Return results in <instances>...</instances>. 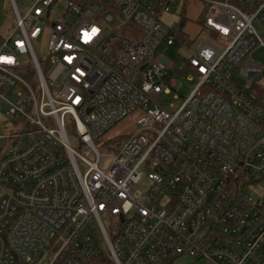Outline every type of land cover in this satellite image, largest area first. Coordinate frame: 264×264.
<instances>
[{
  "label": "built area",
  "instance_id": "1",
  "mask_svg": "<svg viewBox=\"0 0 264 264\" xmlns=\"http://www.w3.org/2000/svg\"><path fill=\"white\" fill-rule=\"evenodd\" d=\"M110 1L0 0V264H264V0ZM178 3L201 7L194 49L161 21ZM161 44L196 80L173 113Z\"/></svg>",
  "mask_w": 264,
  "mask_h": 264
},
{
  "label": "rangeland",
  "instance_id": "2",
  "mask_svg": "<svg viewBox=\"0 0 264 264\" xmlns=\"http://www.w3.org/2000/svg\"><path fill=\"white\" fill-rule=\"evenodd\" d=\"M23 5H28L33 0H21ZM68 0H60L59 7L57 8V12L61 9H65ZM201 7H193L188 6L186 8L181 6V3L178 5L173 6L170 13H165L161 17V21L164 23L165 26L169 27L172 24L176 26L182 22V19H185L184 26L182 27L183 33L188 36L189 38H196V41L192 44L191 49H194L197 45L203 42L205 37L202 33H199L200 30V23L198 22L200 16ZM11 23H9L10 25ZM254 29L256 30L257 34L263 38L264 37V29L262 28L261 24L256 21L253 24ZM216 43L215 39H213ZM44 40L40 38L36 44L34 45V49L36 51V55L39 57L44 56L45 51ZM154 58L161 59L162 61L169 63L172 65V69L174 72H178L176 76V81L182 84L179 90L180 98H174L173 94L171 95H162L163 104L162 107L170 113L175 112L182 102V98H186L194 89L196 85V80L188 75L183 74L180 71V68L183 66L184 59L186 56V51L180 45H175L168 47L165 44H161L157 50L153 54ZM252 61L261 65L264 70V47H257L251 53ZM259 85L260 82H257ZM261 85L264 88V76L261 80ZM134 117H130L125 119L124 121L120 122L116 125L113 129L110 130L108 133V137L115 138L118 140H126L128 139L134 131ZM140 189H145V184L142 183L140 185ZM264 194V180L256 187L255 192L253 193L254 197ZM104 226L108 230V234L113 236L116 232V226L113 224L112 220L109 218H104ZM172 264H203V261H194L191 257L188 256H181L177 258Z\"/></svg>",
  "mask_w": 264,
  "mask_h": 264
},
{
  "label": "trees",
  "instance_id": "3",
  "mask_svg": "<svg viewBox=\"0 0 264 264\" xmlns=\"http://www.w3.org/2000/svg\"><path fill=\"white\" fill-rule=\"evenodd\" d=\"M71 1H73L74 3H76L80 6H83V7L88 5V4H97L99 7L102 6L103 8H106V9H112V6L110 5L111 4L110 0H71ZM184 21H186V20L182 19V22L179 24L180 29L184 26V23H185ZM180 35L182 36L181 33H180ZM110 140H112V139H110ZM172 263H173V260H170L166 264H172Z\"/></svg>",
  "mask_w": 264,
  "mask_h": 264
},
{
  "label": "snow or ice",
  "instance_id": "4",
  "mask_svg": "<svg viewBox=\"0 0 264 264\" xmlns=\"http://www.w3.org/2000/svg\"><path fill=\"white\" fill-rule=\"evenodd\" d=\"M96 31H97V30L94 28V29L92 30V33L95 34ZM84 37H85V40H86V41H87L88 39L91 38V37L89 36L88 33H85V34H84Z\"/></svg>",
  "mask_w": 264,
  "mask_h": 264
},
{
  "label": "crops",
  "instance_id": "5",
  "mask_svg": "<svg viewBox=\"0 0 264 264\" xmlns=\"http://www.w3.org/2000/svg\"><path fill=\"white\" fill-rule=\"evenodd\" d=\"M193 7H197V5H192ZM188 37V36H187ZM189 38V37H188Z\"/></svg>",
  "mask_w": 264,
  "mask_h": 264
}]
</instances>
